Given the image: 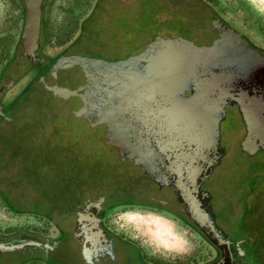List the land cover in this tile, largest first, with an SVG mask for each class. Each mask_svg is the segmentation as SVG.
<instances>
[{
    "label": "flooded vegetation",
    "instance_id": "obj_1",
    "mask_svg": "<svg viewBox=\"0 0 264 264\" xmlns=\"http://www.w3.org/2000/svg\"><path fill=\"white\" fill-rule=\"evenodd\" d=\"M146 1V11L155 6L159 9L155 11L167 22L171 17L178 22L180 32L150 34L133 52L93 54L84 51L80 39L83 30L99 24L96 15L108 4L126 11L125 1L94 0L81 18L76 22L75 18L70 20L67 30L54 38L46 28L43 0L39 59L22 54L19 34L8 56L0 60V85L12 79L9 86L0 90V207L20 220L17 225L0 227V239L27 235L54 245L47 250L25 248L4 252L0 255V264H91L81 257L80 244L73 238L78 211L96 215L102 230L111 237L113 256L97 264H264V160L234 162L224 183L208 185L204 182L201 186L215 196L212 208L215 223L235 242L230 256L222 257L218 248L187 223L195 240L190 262L182 263L180 259L160 262L146 256L123 235L116 228L113 216L138 210L169 215L183 222L180 215L168 208L170 205L162 195L165 191L157 192L149 178L133 167V162L118 157L116 146L104 141L103 124H91L83 116L82 102L78 105L77 98L68 104L62 100L61 92L67 85L54 89L45 84L46 80L38 81L53 61L65 55L116 61L138 52L154 36H179L196 44H208L215 35L209 19L216 17L238 32L246 45L258 54L254 65L260 74L264 99V49L236 30L208 0ZM120 27L122 38L130 43L135 37H142L147 25L141 30H135L132 23L120 24ZM21 57L27 60L23 68L20 67ZM235 116L240 121L238 114ZM220 146L222 160L225 150ZM98 196H102L100 202L91 200ZM199 242L204 245L201 249ZM19 257L23 259L14 262Z\"/></svg>",
    "mask_w": 264,
    "mask_h": 264
},
{
    "label": "water",
    "instance_id": "obj_2",
    "mask_svg": "<svg viewBox=\"0 0 264 264\" xmlns=\"http://www.w3.org/2000/svg\"><path fill=\"white\" fill-rule=\"evenodd\" d=\"M18 1L23 11L20 50L39 59L43 0ZM209 23L215 35L208 44L154 36L138 52L116 61L65 55L53 61L38 81L72 78L76 91L70 93L66 86L62 100L82 102L83 116L91 124H103L104 141L116 146L118 157L133 162L157 192L165 191L166 203L227 257L235 242L215 223V196L201 186L221 163L219 123L228 107L243 126L240 151L248 156L264 151V99L254 65L258 54L218 18L210 17ZM26 61L21 57L20 67ZM73 238L80 244L81 257L91 264L113 256L111 237L96 215L78 211ZM53 246L20 235L0 239V255Z\"/></svg>",
    "mask_w": 264,
    "mask_h": 264
},
{
    "label": "rangeland",
    "instance_id": "obj_3",
    "mask_svg": "<svg viewBox=\"0 0 264 264\" xmlns=\"http://www.w3.org/2000/svg\"><path fill=\"white\" fill-rule=\"evenodd\" d=\"M94 0H45V23L47 31L56 38L67 30L70 20L76 22L88 10ZM127 4L122 7L113 5L99 13V24L89 26L83 30L80 39L83 41L84 51L99 54H125L137 50L147 41L150 34L176 35L180 32L178 22L171 17L167 22L161 14L157 13L155 6L146 11V0H124ZM228 22L242 32L249 39L264 49V0H208ZM141 5L138 12H133L134 5ZM150 8V7H149ZM124 9V10H125ZM148 9V8H147ZM134 10V9H133ZM154 11V12H153ZM91 22V21H89ZM23 23V11L18 0H0V60L6 58L19 38ZM132 23L135 30L146 27L142 37H135L130 43L122 38L120 24ZM90 29V30H89ZM125 41V43L123 42ZM147 43V42H146ZM46 84L54 89H63L65 85L71 88L70 93L76 91L72 78L47 79ZM54 103V101H53ZM78 105L80 102H76ZM236 113L231 107L226 109L225 118L220 122V144L225 155L206 181L209 185H216L225 181L226 175L231 174L232 163H243L246 160L262 161L264 152H256L245 156L240 152L242 126ZM104 151V149H103ZM250 159H247V158ZM174 212L172 205L168 207ZM176 213V212H175ZM177 214V213H176ZM183 222L169 215L138 210H127L113 216L116 228L129 240L146 253V256L156 258L160 262L180 259L182 263H189L195 245L194 237L188 222ZM20 220L3 211L0 207V227L9 224L17 225ZM200 249L204 246L199 242Z\"/></svg>",
    "mask_w": 264,
    "mask_h": 264
},
{
    "label": "trees",
    "instance_id": "obj_4",
    "mask_svg": "<svg viewBox=\"0 0 264 264\" xmlns=\"http://www.w3.org/2000/svg\"><path fill=\"white\" fill-rule=\"evenodd\" d=\"M136 1H138V0H136ZM141 5H142V4L134 5V8H133L134 11H135V12H138V11L141 9ZM144 8H146V7H144Z\"/></svg>",
    "mask_w": 264,
    "mask_h": 264
}]
</instances>
